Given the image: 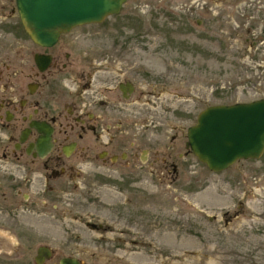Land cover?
<instances>
[{
	"label": "rangeland",
	"instance_id": "obj_1",
	"mask_svg": "<svg viewBox=\"0 0 264 264\" xmlns=\"http://www.w3.org/2000/svg\"><path fill=\"white\" fill-rule=\"evenodd\" d=\"M246 1L127 0L118 14L73 30L72 37L85 35L73 41L76 54L77 48H106L114 37L161 76L165 99L155 114L162 117V147L177 137L176 180L146 175L142 193L131 195L127 206L104 189L96 200L78 180L67 184L59 217L24 207L9 222L2 212L0 232L11 242L9 250L0 249V264H36L40 245L52 250L43 264L63 257L90 264H264V153L213 172L184 147L200 111L264 97V47H258L264 37L251 45L250 16L243 21L239 9ZM18 43L19 50L27 46ZM36 191L24 187L18 199Z\"/></svg>",
	"mask_w": 264,
	"mask_h": 264
},
{
	"label": "flooded vegetation",
	"instance_id": "obj_2",
	"mask_svg": "<svg viewBox=\"0 0 264 264\" xmlns=\"http://www.w3.org/2000/svg\"><path fill=\"white\" fill-rule=\"evenodd\" d=\"M255 3L249 0L239 6L243 21L250 16L253 47L264 37V0ZM91 24L98 23L83 25ZM83 25L44 46L25 31L16 0H0L3 221H16L24 207L36 216L59 217L67 184L77 186L78 180L83 184L80 189L96 200L102 189L109 190L125 199L124 206L131 195L142 193L146 175L170 184L176 180L177 137L171 135L162 147V117L155 114L165 99L161 76L150 73L133 57L132 49L123 46L126 41L114 37L106 48H77L76 54L73 41L85 35L72 37L73 30ZM22 40L27 46L19 50ZM261 46L264 41L259 42ZM261 50L264 57V48ZM257 99L264 97L253 100ZM174 109L176 105L164 112L167 115ZM176 127L173 124L169 129ZM184 147L189 152L187 142ZM24 187L37 191L19 200ZM124 213L116 209V215ZM43 246L50 248L39 247Z\"/></svg>",
	"mask_w": 264,
	"mask_h": 264
},
{
	"label": "water",
	"instance_id": "obj_3",
	"mask_svg": "<svg viewBox=\"0 0 264 264\" xmlns=\"http://www.w3.org/2000/svg\"><path fill=\"white\" fill-rule=\"evenodd\" d=\"M126 0H16L27 34L38 44L53 45L61 33L89 23H100L118 14ZM187 143L210 171L220 172L241 159H258L264 153V99L211 105L200 111L187 129ZM52 256L39 247L34 261L43 264ZM59 264H90L63 257Z\"/></svg>",
	"mask_w": 264,
	"mask_h": 264
},
{
	"label": "bare ground",
	"instance_id": "obj_4",
	"mask_svg": "<svg viewBox=\"0 0 264 264\" xmlns=\"http://www.w3.org/2000/svg\"><path fill=\"white\" fill-rule=\"evenodd\" d=\"M10 242H11L10 238L6 237L2 232H0V249L4 247L8 249V247H10Z\"/></svg>",
	"mask_w": 264,
	"mask_h": 264
}]
</instances>
